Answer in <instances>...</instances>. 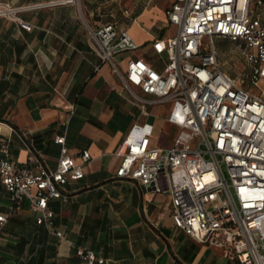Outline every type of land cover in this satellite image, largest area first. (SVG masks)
Here are the masks:
<instances>
[{
  "label": "crops",
  "instance_id": "1",
  "mask_svg": "<svg viewBox=\"0 0 264 264\" xmlns=\"http://www.w3.org/2000/svg\"><path fill=\"white\" fill-rule=\"evenodd\" d=\"M171 1L0 0L19 8L18 16L31 25L25 31L0 17V138L8 140L10 159L22 163L33 154L54 168L55 136H63L76 164L81 150L89 154L82 177L65 184L67 198L48 202L51 230L35 223L25 201L12 204L0 184V264L70 263L76 246L104 264H237L176 229L166 195L114 176L127 136L142 130L151 146L166 147L169 135L154 141L153 118H161L168 134L176 128L164 121L168 104L140 108L127 97L110 66L90 50L84 23L114 22L137 44L115 56L121 70L138 59L161 71L165 55L155 54L151 42L174 32L165 17ZM215 40L234 49L232 42Z\"/></svg>",
  "mask_w": 264,
  "mask_h": 264
},
{
  "label": "built area",
  "instance_id": "2",
  "mask_svg": "<svg viewBox=\"0 0 264 264\" xmlns=\"http://www.w3.org/2000/svg\"><path fill=\"white\" fill-rule=\"evenodd\" d=\"M18 12L0 2V17L29 31ZM165 17L173 34L151 42L155 54L165 55L161 71L138 59L121 70L115 56L137 44L114 22L84 23L90 50L110 66L127 97L140 108L168 104L164 121L176 128L166 147L151 146L142 130L127 136L114 176L166 195L172 225L226 260L264 264V0H172ZM215 38L232 42L240 54L244 69L237 77L220 69ZM53 142L59 153L48 169L33 154L12 161L8 140L0 138V184L12 204L25 201L35 223L48 230V202L67 198L65 184L81 178L89 160L81 150L76 164L63 136ZM4 221L0 215V228ZM53 235L61 238L59 231ZM73 253L74 262L61 264L105 263L80 246Z\"/></svg>",
  "mask_w": 264,
  "mask_h": 264
},
{
  "label": "rangeland",
  "instance_id": "3",
  "mask_svg": "<svg viewBox=\"0 0 264 264\" xmlns=\"http://www.w3.org/2000/svg\"><path fill=\"white\" fill-rule=\"evenodd\" d=\"M214 47L217 51L216 61L222 71L229 74L232 77H237L244 69V64L240 59V54L234 49H230L227 45L219 44V42L213 39ZM204 53L207 50H203ZM176 132V130H174ZM169 135V140L171 141L173 136V131L168 134L162 127V120L160 117L153 118V137L155 142H160L165 137Z\"/></svg>",
  "mask_w": 264,
  "mask_h": 264
}]
</instances>
